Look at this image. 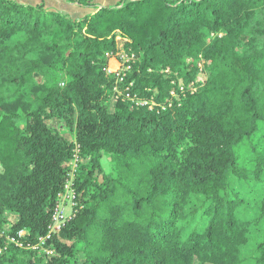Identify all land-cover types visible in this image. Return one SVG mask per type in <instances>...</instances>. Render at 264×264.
Listing matches in <instances>:
<instances>
[{
	"label": "trees",
	"instance_id": "obj_1",
	"mask_svg": "<svg viewBox=\"0 0 264 264\" xmlns=\"http://www.w3.org/2000/svg\"><path fill=\"white\" fill-rule=\"evenodd\" d=\"M64 1L0 0V264H264V0Z\"/></svg>",
	"mask_w": 264,
	"mask_h": 264
},
{
	"label": "rangeland",
	"instance_id": "obj_2",
	"mask_svg": "<svg viewBox=\"0 0 264 264\" xmlns=\"http://www.w3.org/2000/svg\"><path fill=\"white\" fill-rule=\"evenodd\" d=\"M27 2H31V0H24ZM120 0H95V2L99 3L100 5H104V6H115L116 4L119 3ZM45 7L48 9H52V10H57L60 11L62 13L68 14L71 17H75L77 14L74 12V8H78L80 10L78 11H82L84 9V11H86L85 8L74 5V4H70V3H66L65 1H61V2H55L54 4H45ZM74 7V8H73ZM90 9H87V12H89ZM120 45L122 46V43H120ZM243 48H247L249 47V44H247V42L243 43ZM129 59L132 60L130 54L125 51V50H121L120 53L116 54L115 56H113V58L110 60V65L109 67H111L112 69H117L119 67V64L122 67V63L120 60H122V62L124 63V67H126V62L129 61ZM133 61V60H132ZM200 67L202 68L203 66V62L200 63ZM116 86H118V88H115ZM114 88H112L111 91H109L108 93V97H106L104 99V105L107 108V110H113L114 106H115V99L121 95V90L122 88L119 85H116ZM54 125H56L57 127H59L65 134L66 136L70 139V140H74L73 135L67 130V127L65 126V124L59 120V119H54L53 120ZM75 154L76 156H74L71 164H70V172H69V181L71 183V188H72V181L75 179L76 174H77V170L80 164V157H79V149L77 148L75 150ZM110 161L108 158H106L104 160V167L105 169L108 171L110 169ZM79 201H77L76 199L74 200V192L71 191L70 188H64V190L61 192V195L58 196L57 198V204H60L62 206V208H64V214H65V219H67L68 217H70L71 215L74 214L75 212V206L78 204ZM8 219L13 220L15 218V216L13 215H9L7 216ZM36 250L40 253V254H46L48 256H52L53 255V250L51 248V246H45V244L43 242H40L39 244H37Z\"/></svg>",
	"mask_w": 264,
	"mask_h": 264
},
{
	"label": "built area",
	"instance_id": "obj_3",
	"mask_svg": "<svg viewBox=\"0 0 264 264\" xmlns=\"http://www.w3.org/2000/svg\"><path fill=\"white\" fill-rule=\"evenodd\" d=\"M131 58L133 59V56L134 55H131ZM121 63H122V67L121 65L119 64V67L117 69H112L111 67H108V72L109 73H114L115 76L117 77V80H123V78L125 77L127 71L129 70L130 68V61L131 59H129V61L126 62V67H124V63L122 62V60H120ZM132 85V83H131ZM115 88H118V86H116ZM129 90V86L126 87V94H125V97L127 99H130L132 100L133 102H135L137 105H146V104H150L149 101L147 100H143V99H140L136 96H132V94L128 91ZM123 94V91L121 90V95ZM65 187L66 188H70L71 191H73V189L71 188V183L68 179L67 183L65 184ZM64 187V188H65ZM61 193L58 195L60 196ZM65 214H64V208H62V206L60 204H57L56 208H55V211H54V214L52 216V221L48 227L49 229V234L51 233H55V232H58L62 226L64 225V223L70 218L68 217L67 219H65ZM41 242H45V238H41Z\"/></svg>",
	"mask_w": 264,
	"mask_h": 264
},
{
	"label": "crops",
	"instance_id": "obj_4",
	"mask_svg": "<svg viewBox=\"0 0 264 264\" xmlns=\"http://www.w3.org/2000/svg\"><path fill=\"white\" fill-rule=\"evenodd\" d=\"M16 1H18L20 3H30V4H34V5L42 2V0H31V2H27L24 0H16ZM61 1H64V0H44V3L49 5V4H54L55 2H61ZM78 10H80V9L74 8V12L77 14L74 18H80L87 13V9H86V11H84V9L82 11H78Z\"/></svg>",
	"mask_w": 264,
	"mask_h": 264
}]
</instances>
